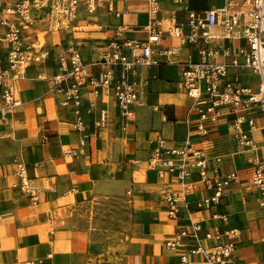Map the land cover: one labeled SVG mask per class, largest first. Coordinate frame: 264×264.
Instances as JSON below:
<instances>
[{"label": "crops", "instance_id": "crops-1", "mask_svg": "<svg viewBox=\"0 0 264 264\" xmlns=\"http://www.w3.org/2000/svg\"><path fill=\"white\" fill-rule=\"evenodd\" d=\"M112 1L116 10H126L121 18L109 16L105 8L93 15H87L81 8L74 32L46 35L47 47L53 52L49 60L28 68L25 76L14 82L21 105L10 113L8 124L1 128L4 138L0 139V264L38 261L43 264H177L179 254L187 252L194 242L188 240L182 249L175 251L167 249L164 242L175 232L190 231L191 223L197 221L203 246L214 244V240L205 239L208 231L215 234L237 230V237H223V241L235 242V263L264 264V243L260 241L264 218L257 204V192L247 187L255 162L264 164L262 120L257 112L246 113L257 126L250 132L256 148L238 147L233 142L229 130L232 116L228 114L222 115L214 125L207 123V135L201 136L196 130L197 117L189 113L192 99L180 82L179 67L161 65L137 69V80H146L148 85L140 96L141 105L134 109L125 129L113 98L100 97L92 113L86 114L92 96L89 90L83 89L82 111L89 139L83 154H66L77 147L80 137L71 126L72 109L62 107L58 97L48 93V82L36 76L56 73L55 53L68 44L79 48L84 62L94 61L99 47L112 37L118 25L127 27V38L144 40L146 35L141 28L152 20L147 0ZM225 1L188 0V6L190 10L202 12L220 7ZM228 1L235 10L243 12L240 17L243 23L247 10L244 0ZM169 18L185 22L186 13L168 0H159L155 19L165 25L163 22ZM37 29L42 32L44 26ZM210 34L209 48L220 52L219 56L209 58L213 62L228 63L229 58L221 52L235 51L244 45L242 40L224 38L221 28L211 30ZM1 38L0 56H4L6 45ZM167 47H179V42L163 34L160 44L153 49ZM188 54L195 61L199 59L196 47L188 45L179 47L175 59L183 62ZM228 78L236 80L239 86L251 88L259 81L248 69H230ZM102 108L107 109L109 122L105 129L97 131L93 123ZM242 127L244 131L249 130L246 123ZM157 135L174 148L181 147L189 137L207 151L210 167L217 177L235 172L238 183L232 184L220 204L209 210H198L195 206L209 192L188 195V205L181 209L179 219L169 222L161 192L179 191L181 186L173 175L159 178L147 167ZM216 157L221 159L219 164L214 161ZM16 159L25 164L30 180L41 190L37 205L12 189L16 182L13 165ZM196 179L193 176L191 180ZM106 200H118L126 208L129 203L130 210L125 213L127 241L118 256L98 252L94 246L95 233L74 220L80 211L94 208V202ZM214 214L225 216L226 220L213 219ZM48 255L51 258L47 259Z\"/></svg>", "mask_w": 264, "mask_h": 264}, {"label": "built area", "instance_id": "built-area-1", "mask_svg": "<svg viewBox=\"0 0 264 264\" xmlns=\"http://www.w3.org/2000/svg\"><path fill=\"white\" fill-rule=\"evenodd\" d=\"M168 1L180 6L186 13L185 22L169 18L162 25L161 20L155 19L159 13V0H147L152 20L141 28L146 35L144 40L127 38V27L118 25L112 37L99 47V55L94 61L84 62L79 48L68 44L55 53L56 73L47 77L42 73L36 76L48 82V93L58 97L62 107L72 109L74 119L71 126L80 137L77 147L68 150L67 155L83 154L89 139L82 111L83 89L89 90L92 96L86 114L92 113L100 97L113 98L125 129L134 115V109L141 105L140 96L148 85L146 80H137V69L161 65L180 68V82L192 99L189 113L197 117L196 130L201 136L207 135V123L214 125L222 115L228 114L232 116L229 130L233 142L238 147L256 148L250 132L257 126L246 113L257 112L262 120L260 128L264 132V0L243 1L247 7L243 23L240 22L243 12L235 10L228 0L220 7L202 12L190 10L188 0ZM81 8L87 15L105 8L106 13L117 20L126 13V10H116L112 0H0V36L6 45L4 56H0V139L4 138L1 128L8 124L10 113L21 105L14 82L24 77L28 68L43 65L49 60L53 52L47 47L46 35L74 32ZM41 25L44 30L39 32L37 28ZM215 28L222 29L224 38L244 42L235 51L225 49L221 52L223 57L229 58L228 63L209 60L220 53L208 46L212 39L210 31ZM163 34L176 39L179 47L195 46L199 59L195 61L188 54L183 62L177 61L175 56L179 47L155 51L153 47L160 44ZM230 69L250 70L259 78L256 87L237 85L236 80L228 78ZM155 110L158 108L155 107ZM108 122L107 109H100L93 123L94 128L103 130ZM244 123L248 125V131L243 130ZM42 140H46L45 136ZM153 143L147 159L148 169L159 178L165 174L173 175L181 186L179 191L161 192L169 222L179 219L181 209L188 205V195L209 192L195 203L198 210H209L220 204L232 184L238 183L235 172L217 177L210 167L207 151L189 137L178 148L170 147L161 135H157ZM214 161L219 164L221 159L216 157ZM13 165L16 182L12 189L27 196L32 205H37L41 190L32 183L21 160H14ZM193 176L197 179L191 180ZM247 187L257 192V204L264 218V164L255 162ZM216 218L226 220L225 216L214 214L213 219ZM200 231V222L197 221L191 223L190 231L175 232L165 240V247L172 251L182 249L188 240L194 242L187 252L179 254L177 264H236L235 242L223 241V237H237V230L215 234L206 232L205 239L214 240L210 247L201 244ZM260 241L264 243V227ZM189 256H197L198 259ZM49 258L51 255L47 256Z\"/></svg>", "mask_w": 264, "mask_h": 264}, {"label": "rangeland", "instance_id": "rangeland-1", "mask_svg": "<svg viewBox=\"0 0 264 264\" xmlns=\"http://www.w3.org/2000/svg\"><path fill=\"white\" fill-rule=\"evenodd\" d=\"M93 207L85 208L75 216V223L83 225L89 231L95 233L94 246L100 253L118 256L122 253L127 237V223L125 213L130 210L124 203L118 200H106L94 202ZM134 224V214H132ZM134 232V230H133Z\"/></svg>", "mask_w": 264, "mask_h": 264}, {"label": "bare ground", "instance_id": "bare-ground-1", "mask_svg": "<svg viewBox=\"0 0 264 264\" xmlns=\"http://www.w3.org/2000/svg\"><path fill=\"white\" fill-rule=\"evenodd\" d=\"M83 28V27H82Z\"/></svg>", "mask_w": 264, "mask_h": 264}]
</instances>
